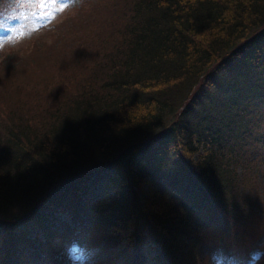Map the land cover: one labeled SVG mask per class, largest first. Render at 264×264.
<instances>
[{"label":"trees","instance_id":"16d2710c","mask_svg":"<svg viewBox=\"0 0 264 264\" xmlns=\"http://www.w3.org/2000/svg\"><path fill=\"white\" fill-rule=\"evenodd\" d=\"M76 2L51 17L55 1L0 0L26 31L0 48V264H66L72 238L107 264L135 243L155 264L249 255L264 234V0Z\"/></svg>","mask_w":264,"mask_h":264},{"label":"rangeland","instance_id":"374dc122","mask_svg":"<svg viewBox=\"0 0 264 264\" xmlns=\"http://www.w3.org/2000/svg\"><path fill=\"white\" fill-rule=\"evenodd\" d=\"M9 1H14V0H9ZM17 1V0H15ZM49 1V0H47ZM51 2L55 1L57 3V5H48L45 4V16L48 15L49 13L52 14L51 17H54L55 13L58 12L62 7H66V6H72L75 5L77 2L76 0H50ZM10 11V10H8ZM20 32V30H18ZM19 32L15 33V29H11V25L9 24V22L5 19L4 15H0V48L5 45L6 43L9 42H13L17 41L16 39L19 38V36H24L26 31H21L20 34ZM165 120V119H164ZM257 129V125H255V129L252 127L249 128V135L248 138L249 139H253L257 134H259V131H261V128ZM258 131V132H257ZM251 132V133H250ZM193 158H195V156H193ZM256 174L258 175V177L262 176V172L260 169H258L256 171ZM88 187V194H91V192H97L100 190V186H99V179L98 177L95 175L93 176V182L87 184ZM264 213V211H263ZM58 215H60L63 219L68 220V216L66 213L61 212ZM264 215V214H261ZM201 220L198 219V222H200ZM264 230V229H263ZM36 228L34 227V225L32 223H28L27 226V234L29 236H33L34 233L36 232ZM259 232V231H258ZM206 236V244L207 245H212L214 244V240H212V238L210 236H208L207 234H204ZM257 243V246L253 247L250 252L249 255H245L243 253H237L235 254V256H231V257H226V256H222L221 252H219L218 254H216L215 256L219 257V264H225L222 263L223 259L228 258V263L227 264H251V257L253 253L259 252L261 254H264V234L262 239L260 237H256L255 240L252 241V243ZM253 245V244H252ZM114 249H116V247H114ZM87 253H88V264H107L104 257H105V253H100L97 252V250L95 248L93 249H86ZM129 259L127 264H155V262L152 260V256H153V250L146 244V243H142V244H137L135 243L129 253H128ZM263 255H261V258L259 259V261L257 262V264L261 262ZM98 261H101V263H98ZM114 261V260H113ZM113 261L110 262V264L113 263ZM211 261L216 264V262L213 260V258L211 259ZM113 264H126V262L117 259V261H115V263Z\"/></svg>","mask_w":264,"mask_h":264},{"label":"clouds","instance_id":"9594fccd","mask_svg":"<svg viewBox=\"0 0 264 264\" xmlns=\"http://www.w3.org/2000/svg\"><path fill=\"white\" fill-rule=\"evenodd\" d=\"M66 254L68 257L69 264H88V253L87 250L80 246L77 242H73L66 249ZM259 252L253 253L251 257V264H257L261 258ZM213 260L216 264H219V257L214 256Z\"/></svg>","mask_w":264,"mask_h":264},{"label":"bare ground","instance_id":"6f19581e","mask_svg":"<svg viewBox=\"0 0 264 264\" xmlns=\"http://www.w3.org/2000/svg\"><path fill=\"white\" fill-rule=\"evenodd\" d=\"M261 73V72H260ZM264 77V76H263ZM104 173V172H103Z\"/></svg>","mask_w":264,"mask_h":264}]
</instances>
